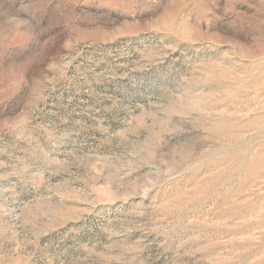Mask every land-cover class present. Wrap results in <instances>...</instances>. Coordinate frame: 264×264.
Returning a JSON list of instances; mask_svg holds the SVG:
<instances>
[{"label": "rangeland", "instance_id": "rangeland-1", "mask_svg": "<svg viewBox=\"0 0 264 264\" xmlns=\"http://www.w3.org/2000/svg\"><path fill=\"white\" fill-rule=\"evenodd\" d=\"M0 264H264V0H0Z\"/></svg>", "mask_w": 264, "mask_h": 264}]
</instances>
